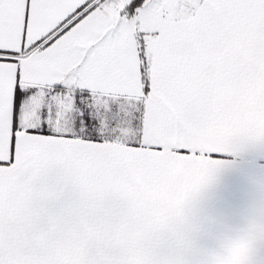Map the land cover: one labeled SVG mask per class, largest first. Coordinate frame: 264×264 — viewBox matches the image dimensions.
<instances>
[{
	"label": "snow or ice",
	"instance_id": "6c2138e0",
	"mask_svg": "<svg viewBox=\"0 0 264 264\" xmlns=\"http://www.w3.org/2000/svg\"><path fill=\"white\" fill-rule=\"evenodd\" d=\"M251 146L264 0H0V264H225L193 204Z\"/></svg>",
	"mask_w": 264,
	"mask_h": 264
},
{
	"label": "crops",
	"instance_id": "0c3cea01",
	"mask_svg": "<svg viewBox=\"0 0 264 264\" xmlns=\"http://www.w3.org/2000/svg\"><path fill=\"white\" fill-rule=\"evenodd\" d=\"M231 167L222 170L193 204V224L202 250L217 249L225 264L236 252L221 249L220 241L244 228L256 209L264 204V148L251 146L239 155H223Z\"/></svg>",
	"mask_w": 264,
	"mask_h": 264
}]
</instances>
